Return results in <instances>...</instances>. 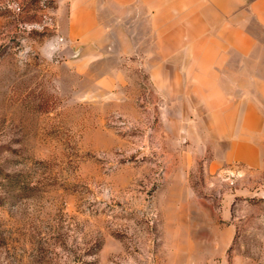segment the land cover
<instances>
[{"label": "rangeland", "instance_id": "rangeland-1", "mask_svg": "<svg viewBox=\"0 0 264 264\" xmlns=\"http://www.w3.org/2000/svg\"><path fill=\"white\" fill-rule=\"evenodd\" d=\"M71 16L0 0V264H264V160L225 136L264 153V89L179 73L152 35H66Z\"/></svg>", "mask_w": 264, "mask_h": 264}, {"label": "crops", "instance_id": "crops-1", "mask_svg": "<svg viewBox=\"0 0 264 264\" xmlns=\"http://www.w3.org/2000/svg\"><path fill=\"white\" fill-rule=\"evenodd\" d=\"M66 6L72 14L66 35H152L155 57H185L175 68L179 73H193L207 86L217 77L231 88H239L241 77H248L251 87L264 89V0H66ZM210 35H219L214 53L202 51L199 56L182 49L188 41L208 40ZM258 94L246 98L254 120L264 118ZM253 135L226 132L234 137L231 160L247 167L263 163L264 153Z\"/></svg>", "mask_w": 264, "mask_h": 264}]
</instances>
